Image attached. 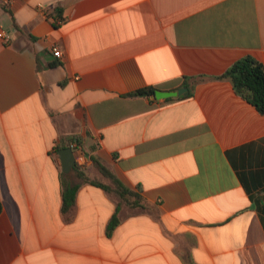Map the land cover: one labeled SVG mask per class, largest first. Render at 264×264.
<instances>
[{
  "label": "crops",
  "instance_id": "crops-1",
  "mask_svg": "<svg viewBox=\"0 0 264 264\" xmlns=\"http://www.w3.org/2000/svg\"><path fill=\"white\" fill-rule=\"evenodd\" d=\"M2 31L0 264H264V115L217 79L264 65V0H14ZM72 138L151 210L87 184L66 220Z\"/></svg>",
  "mask_w": 264,
  "mask_h": 264
},
{
  "label": "trees",
  "instance_id": "trees-1",
  "mask_svg": "<svg viewBox=\"0 0 264 264\" xmlns=\"http://www.w3.org/2000/svg\"><path fill=\"white\" fill-rule=\"evenodd\" d=\"M54 65H57V63ZM217 79L230 81L235 93L254 106L261 115H264V65L261 62L253 57H244L235 62ZM206 80L207 78L205 77L187 79L185 86L192 90L195 84ZM155 94L156 90L154 88H145L130 94V96H155ZM73 141L79 140L72 138L69 140L68 144L60 143L56 146V150L59 151L71 146L69 143ZM93 160L101 174L109 181V184H104L89 177L84 170L78 166H75L69 174L62 173V213L66 220L69 221L73 219L77 205L78 192L82 186L87 184L99 187L107 193L116 196L122 205L131 209H149L148 204L145 203L144 198L139 192L133 191L125 186L106 166L96 159ZM2 212L3 205L0 199V216ZM120 223L121 219L118 210L108 225V236L111 237L113 235Z\"/></svg>",
  "mask_w": 264,
  "mask_h": 264
},
{
  "label": "water",
  "instance_id": "water-1",
  "mask_svg": "<svg viewBox=\"0 0 264 264\" xmlns=\"http://www.w3.org/2000/svg\"><path fill=\"white\" fill-rule=\"evenodd\" d=\"M189 94H190L189 89L185 87L175 92L156 91L155 97L159 100H162V99H170V98H184L187 97ZM58 155L61 160L63 173L65 174L71 173L76 165L74 150L72 148H64L58 152Z\"/></svg>",
  "mask_w": 264,
  "mask_h": 264
},
{
  "label": "built area",
  "instance_id": "built-area-1",
  "mask_svg": "<svg viewBox=\"0 0 264 264\" xmlns=\"http://www.w3.org/2000/svg\"><path fill=\"white\" fill-rule=\"evenodd\" d=\"M13 1L14 0H0V4L2 6H4L5 8H9L12 5ZM57 21H58V23H62V20L57 19ZM0 38L2 40H10V34L5 32V31H2L0 33ZM53 51H54V54L59 57L60 50H58L57 48H54ZM70 148H72L73 150H76V149H78V146H77V144H72L70 146Z\"/></svg>",
  "mask_w": 264,
  "mask_h": 264
}]
</instances>
